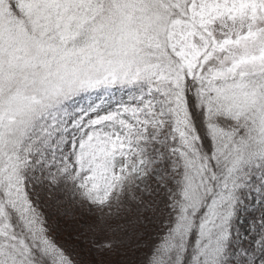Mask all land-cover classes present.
Here are the masks:
<instances>
[{
  "label": "snow or ice",
  "instance_id": "obj_1",
  "mask_svg": "<svg viewBox=\"0 0 264 264\" xmlns=\"http://www.w3.org/2000/svg\"><path fill=\"white\" fill-rule=\"evenodd\" d=\"M0 264H264V0H0Z\"/></svg>",
  "mask_w": 264,
  "mask_h": 264
}]
</instances>
